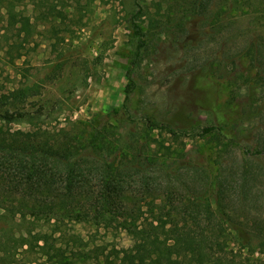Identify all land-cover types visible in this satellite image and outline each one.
Wrapping results in <instances>:
<instances>
[{
	"label": "trees",
	"instance_id": "1",
	"mask_svg": "<svg viewBox=\"0 0 264 264\" xmlns=\"http://www.w3.org/2000/svg\"><path fill=\"white\" fill-rule=\"evenodd\" d=\"M93 1L0 0V22L8 19L0 28V67L12 72L14 79L8 83L16 80L14 87L0 85V122L32 118L21 108L3 107L23 101L38 87L25 80L38 38H49L43 35L40 11L50 3L72 6L75 14L68 20L80 28L86 14L82 12ZM144 1H135L137 16L147 21L144 34H169L175 22L168 26ZM178 4L180 35L188 34L193 15L211 18L212 28L218 30L222 13L243 15L254 5L251 0H229L206 15L210 0ZM66 24H52L48 32L62 39L59 26L73 30ZM136 29L141 32L140 25ZM257 52L249 41L234 57H249L252 65ZM220 66L209 64L215 79L224 80L227 94L233 86L249 87L243 100L249 108L239 117L226 115L230 101L216 107L213 98L205 96L200 98L203 109L213 112L206 124L195 122L191 112H155L131 96L139 89L130 76L121 103L88 121H74L89 134L83 143L68 132L66 143L59 145L56 133L41 126L9 136L0 130V264H172L174 259L181 264H264L245 250L264 252V225L256 222L248 228L231 205L236 195L246 192V177L239 176L237 182L223 173L222 161L213 153H191L186 143L215 139L220 147H237L244 157H264V146L251 149L240 141L239 127L257 117L261 106L253 105L258 99L249 75L239 71L227 81ZM120 234L127 244L115 241ZM99 242L106 244L99 247Z\"/></svg>",
	"mask_w": 264,
	"mask_h": 264
},
{
	"label": "rangeland",
	"instance_id": "2",
	"mask_svg": "<svg viewBox=\"0 0 264 264\" xmlns=\"http://www.w3.org/2000/svg\"><path fill=\"white\" fill-rule=\"evenodd\" d=\"M135 1L94 0L88 10L82 12L86 14L80 28H73V21L68 20L75 14L72 6L61 8L60 5L47 4L40 11V16L43 35L49 38L45 35L38 38L39 43L29 57L31 74L25 80L29 85L36 82L38 87L23 101L3 107L9 111L21 108L32 118L0 122V130L9 136L18 130L27 131L41 126L56 133L54 141L59 145L66 143L68 132L70 136H78L83 143L89 134L74 121H88L97 112L121 103L130 76L139 89L131 96L140 98L142 106L151 107L155 112L170 116L180 111L191 112L195 122L206 124L213 112L211 108L203 109L200 98L205 96L213 98L216 107L219 102L230 101L226 115L231 119L239 117L243 108H249L243 104L244 93L249 87L230 86L229 89L232 87L233 90L227 94L224 80H216L213 68L209 67L215 61L221 63L220 70L227 81L234 73L247 71L248 81L258 99L253 105L260 103L261 106L257 117L250 122L244 121L239 127L242 132L240 141L251 149L264 146V91L261 93L260 88L264 90V0H251L254 5L247 9V14L234 10L229 14L222 13L218 30L212 28L211 18L193 15L186 35H180L183 20L179 18L178 0H138L144 1L152 13L158 11L157 16L161 15L168 26L175 22L169 34L153 35L144 34L147 21L137 16ZM228 1L210 0L205 14L225 7ZM63 20L66 27L70 25L73 30L69 32L59 26L57 31L63 38L57 40L48 28L52 24L60 25ZM2 24H8V19L0 22V28ZM137 25L141 26V32L136 29ZM249 41H253L258 50V58L252 65L249 57L240 61L234 57ZM11 73L8 67H0V85L4 83L7 87H14L16 80L7 82L14 79ZM203 73H207V78L202 77ZM135 113L139 114L137 110ZM186 143L188 148H192L191 153H213L222 161L223 173L233 175L237 182L240 181L239 176L246 177V192L242 197L236 195L231 204L233 214L250 229L256 222L264 225V157H244L237 147H220L215 139L187 140ZM115 241L128 243L123 234L118 235ZM99 243V247H103L105 242ZM245 250L264 261V252L259 253L258 248ZM172 264L181 262L174 259Z\"/></svg>",
	"mask_w": 264,
	"mask_h": 264
}]
</instances>
